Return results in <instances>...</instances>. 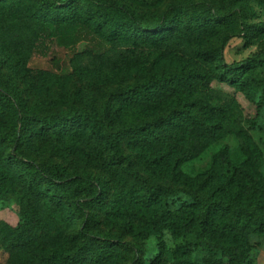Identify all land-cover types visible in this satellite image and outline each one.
Segmentation results:
<instances>
[{"label":"trees","instance_id":"1","mask_svg":"<svg viewBox=\"0 0 264 264\" xmlns=\"http://www.w3.org/2000/svg\"><path fill=\"white\" fill-rule=\"evenodd\" d=\"M242 1L227 0L225 9L207 1L170 2L149 22L125 0H0V203L20 190L18 223L0 222L1 240L12 252L8 264H197L196 243L189 240L193 231L204 252L199 264H252L251 238L264 235L262 153L237 118L235 98L213 87L217 81L249 100L259 93L264 98L257 59H225L234 37L249 43L264 33V21L248 22ZM221 25L231 31L203 45V37ZM92 34L104 41L102 49L88 47ZM49 39L75 48L74 70H136L149 58L175 60L178 67L132 82L119 79L100 106L79 90L73 93L79 103L66 109H57L63 100L56 98L29 104L3 79L7 58L14 56L10 67L18 73L19 65L45 51ZM83 42L86 47L76 50ZM150 110L158 113L115 128L124 114ZM230 134L240 136L244 158L236 161L222 146L196 188L189 181L172 188L141 178V186L113 199L111 217L140 238L129 260L125 242L96 230L101 214L94 205L106 203L109 180L26 153L37 149L35 140H53L54 154L67 159L91 140L96 160L130 172L126 142L145 169L159 176L165 166L177 167ZM180 191L191 201L171 210L165 195ZM164 230L185 241L169 250L158 237ZM151 235L155 250L148 253L141 243Z\"/></svg>","mask_w":264,"mask_h":264},{"label":"rangeland","instance_id":"2","mask_svg":"<svg viewBox=\"0 0 264 264\" xmlns=\"http://www.w3.org/2000/svg\"><path fill=\"white\" fill-rule=\"evenodd\" d=\"M134 5L135 8L140 10L149 22L156 17V15L166 7L170 2H179L182 0H125ZM193 1H207L212 4L220 5L221 9L230 7L227 0H193ZM242 6L246 9L248 22H263L264 21V3L260 0H243ZM202 7V6H201ZM201 7H196L198 10ZM229 27L221 25L219 29L207 36L203 37L202 44L207 46L216 43L219 37L225 32H229ZM88 47L94 49H102L105 46L104 41L96 36L91 35L89 38ZM86 42L80 43L76 50H82L86 47ZM43 53H35L25 65H19L18 73H15L10 64L14 63V56L7 58L6 67L3 71V79L10 86L18 88L22 96L29 104L42 99H62L57 109H66L72 104L79 102L74 99L73 93L75 91L85 92L90 95L95 103L100 106L103 102L110 98V93L115 90L116 82L122 79L123 82H132L144 77L150 71L162 72L170 69L177 68L175 60H153L149 58L144 67L128 69L125 71H112V72H99L92 69H76L74 70L71 64V59L74 55L75 48L60 45L55 39L46 41ZM257 59V73L264 82V33L257 34L249 43H245L239 36L234 37L227 48L225 49V59L227 62L238 61L245 58ZM213 87L223 90L233 96L237 102V118L240 120L244 127L248 129L252 139L258 146L262 153V160L259 166V172L264 179V98H261V93L257 94L254 100H249L247 96L241 91H236L233 87L217 81L213 82ZM262 100V101H261ZM261 102V103H260ZM260 104V106H259ZM153 110L144 111H131L128 116L124 114L117 122L115 128L119 127L122 123H130L149 119L154 114ZM37 149H27L26 153L28 158L35 161L52 160L60 162L65 165L69 170L82 172L90 171L96 175L109 180V191L105 194L106 203H98L94 205L96 210L101 214V222L97 225L96 230L100 233H108L118 236L126 247H123V255L127 260L133 254V245L136 242L140 243L139 236L134 232L125 230L121 227L116 218L111 217L108 212L112 207L113 199L125 194L132 188L141 186V178L149 181V183H159L164 187L183 188L185 182L189 181L193 184V188L197 187L199 179L204 175L205 171L209 168L214 156L222 146H228L232 157L236 161H241L244 156L240 147L239 135H226L221 139L214 141L211 145L204 150L200 155L189 159L188 161L180 164L179 166L167 165L163 169V174L153 176L147 171L142 164L140 158L138 159L135 150L127 146L125 142V154H132L131 163L129 166L130 172L126 169H119L115 165H103L100 161L96 160L93 156V142L87 140L81 146L82 149L78 150L67 159H63L53 152V140H35ZM17 188V187H16ZM20 194L19 188L12 196V199L6 203H0V222L10 224L12 227L18 223L19 203L18 195ZM165 199L172 210L179 208L182 202H190L191 197L185 192L180 191L176 195H165ZM70 206L71 200H67ZM80 219L71 225V229L79 224ZM159 239L165 241L166 247L169 250L185 241L182 236H175L169 230H164L162 234H158ZM187 240V239H186ZM196 243V248L192 253V259L195 263L203 262L204 252L197 242H201L194 231L190 234V239ZM197 241V242H196ZM156 236L151 235L146 238L141 246L146 247L148 253H153L155 250ZM251 243L254 249L251 252L252 264H264V235H254L251 238ZM12 252L4 245L0 237V264H8ZM149 256V255H148Z\"/></svg>","mask_w":264,"mask_h":264}]
</instances>
